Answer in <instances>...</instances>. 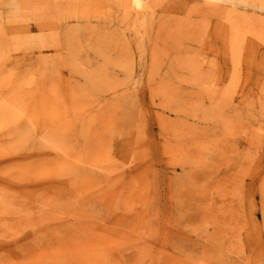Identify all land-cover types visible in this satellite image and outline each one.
Returning a JSON list of instances; mask_svg holds the SVG:
<instances>
[{
  "label": "rangeland",
  "instance_id": "rangeland-1",
  "mask_svg": "<svg viewBox=\"0 0 264 264\" xmlns=\"http://www.w3.org/2000/svg\"><path fill=\"white\" fill-rule=\"evenodd\" d=\"M0 0V264H264V0Z\"/></svg>",
  "mask_w": 264,
  "mask_h": 264
},
{
  "label": "bare ground",
  "instance_id": "bare-ground-1",
  "mask_svg": "<svg viewBox=\"0 0 264 264\" xmlns=\"http://www.w3.org/2000/svg\"><path fill=\"white\" fill-rule=\"evenodd\" d=\"M130 2H132V3L134 4V6L136 5L137 8H138L139 6H141V4H143V3L141 2V0H130Z\"/></svg>",
  "mask_w": 264,
  "mask_h": 264
}]
</instances>
